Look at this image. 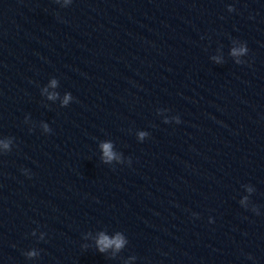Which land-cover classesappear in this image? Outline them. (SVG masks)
<instances>
[{
  "label": "water",
  "instance_id": "1",
  "mask_svg": "<svg viewBox=\"0 0 264 264\" xmlns=\"http://www.w3.org/2000/svg\"><path fill=\"white\" fill-rule=\"evenodd\" d=\"M0 264H264V0H0Z\"/></svg>",
  "mask_w": 264,
  "mask_h": 264
},
{
  "label": "clouds",
  "instance_id": "2",
  "mask_svg": "<svg viewBox=\"0 0 264 264\" xmlns=\"http://www.w3.org/2000/svg\"><path fill=\"white\" fill-rule=\"evenodd\" d=\"M104 148H105V154L110 156V152H109L110 146L105 145ZM113 243H115L117 247L120 246V241L118 239L116 241H109L106 237H103L100 241V244L105 246V247L110 246Z\"/></svg>",
  "mask_w": 264,
  "mask_h": 264
}]
</instances>
